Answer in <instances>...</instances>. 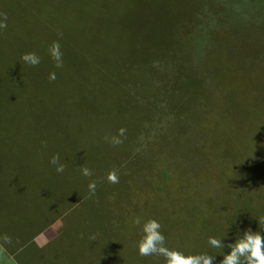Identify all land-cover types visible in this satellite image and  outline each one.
<instances>
[{"label": "rangeland", "instance_id": "rangeland-1", "mask_svg": "<svg viewBox=\"0 0 264 264\" xmlns=\"http://www.w3.org/2000/svg\"><path fill=\"white\" fill-rule=\"evenodd\" d=\"M222 2L225 17L231 19L255 13L254 22L263 18L261 24L217 22L208 9L205 24L200 22L191 27L186 22L176 23L173 12L166 10L163 3H160L157 19L151 23L147 22L143 10L134 8L128 17L133 20L126 42L100 50V59L108 67L105 85L92 87L93 92L88 94L89 89L84 88L83 103L82 88L58 87L61 96H71L85 111L89 110V117L84 118L85 112H80L79 105L70 100L61 106L65 116L54 127H48L47 133L42 130L46 116L31 111L30 99L10 100L16 97L15 89L11 87L10 96H4L6 82L9 79L12 83V80L8 74L3 76L0 72V191L17 190L14 204L17 216L6 223L15 234V241L25 234L17 223L24 222L26 226L39 210L34 209L30 216V205L34 208L32 203L49 197L32 195L30 181L38 190L47 184L48 188L52 185L58 189V194H62L72 185L70 177L78 176L83 167L93 166L95 177L105 180L109 172H114L118 182L112 185L119 186L135 174L137 164L145 169L160 163L162 169L160 158L169 152L173 153V160H165L163 169L174 172V176L162 181L164 184L142 177L125 196L119 192L118 196L103 195L84 200L87 208L77 202L75 216L79 220L77 231L80 233L77 243L72 244L70 240L68 246L72 248L61 252L60 256L66 261L55 262V253V259L49 257L46 264H111L116 227L123 224L126 233L123 264H154L153 261L144 262V256L131 247L128 239L134 228L131 219L148 215L153 206L162 205L160 200L163 198L188 200L178 192L193 186L197 177L203 175L218 183V173L224 175L227 171L226 177L238 179L237 182L228 181L232 187H253L257 182L264 186V169L258 174L254 169L241 166V154L252 151L251 141L264 136V0ZM208 6L214 13H219L216 5ZM178 11L184 14L183 10ZM149 56H157L152 59L156 61L149 60ZM96 80V76H92L87 86H94ZM80 83L83 84L82 78ZM185 92L195 101L194 107L192 100L185 99ZM24 95L34 97L30 89ZM210 108L214 121L221 124L217 128H212L213 125L209 126L205 120L201 124L197 122L198 117ZM102 111L107 115L102 116ZM166 111L172 114L162 117ZM149 116L150 121L146 119ZM63 124H69L67 136ZM160 125L164 130L156 133ZM120 128L127 130L125 137H121L123 143L118 146L107 143L104 137L117 135ZM30 137L37 142H46L47 148L37 146L40 150L36 151L35 147L30 150ZM156 137L153 149L148 142ZM247 145L250 149L246 151ZM260 147L264 168V147ZM44 150L45 156L37 154ZM55 154L65 165L63 173H58L49 163ZM218 160L220 166L215 163ZM162 170L159 171L162 178L169 177ZM51 172L58 176L57 184H51ZM0 197L10 204L14 198L2 194ZM158 214L171 220L177 217L167 212L158 211ZM3 218L6 217L0 219ZM62 228V217H57L48 230L58 232ZM74 230L75 226L68 229V237H72ZM93 236L94 240L91 239ZM20 256L21 253L17 258ZM39 257V253L32 251L30 264H45ZM0 264L16 263L0 249Z\"/></svg>", "mask_w": 264, "mask_h": 264}, {"label": "trees", "instance_id": "trees-1", "mask_svg": "<svg viewBox=\"0 0 264 264\" xmlns=\"http://www.w3.org/2000/svg\"><path fill=\"white\" fill-rule=\"evenodd\" d=\"M211 2L216 5V9H219V13H214L209 6L207 7V5L213 7ZM160 3H163L162 6L165 8L167 7L166 10L173 12L176 23L186 22L191 27H195L200 22L205 24L204 17L207 16L208 9L215 16L217 22L261 24L263 19L260 18V21L254 22L255 16L253 15L255 13L229 19L225 17V6L222 0H0V13L7 14V28L0 29V72L3 76L8 74L12 80V83L9 79L6 82L4 96H10L11 87L15 89L16 97L10 100L15 101L18 99L21 102L30 99L31 111L45 114V125L42 130L47 133L48 127H54L58 120H62L65 116L61 112L62 104L69 103L70 100L75 101L71 99V96L70 98L61 96L58 93V87L82 88V96H80L82 103L86 94L93 92L92 87H103L108 80V67L107 63L100 59V50L126 42L128 33L132 31L131 22L133 20V18L130 20L128 17H130L134 8H136L135 10H143L147 22L152 23L158 17ZM178 9L183 10L184 14L181 15ZM58 34H62V37ZM57 40L63 53L64 66L61 69L55 68L54 62L48 54L49 45ZM25 52L36 53L40 57L39 65L30 66L20 61L21 55ZM149 57V60H152L157 56L154 58ZM51 72L56 73V79L50 82L48 76ZM92 76H96L97 80L92 81L94 86L88 87L87 82H90ZM80 78L83 79V84L80 83ZM43 88L46 90L45 92ZM84 88L89 89L86 94H84ZM28 89H30V93L34 94V97L24 95ZM185 99L192 100L193 107L195 106V101L189 97L187 92H185ZM75 102L79 105L80 112H85L83 117L88 118L87 111L89 110L85 111L79 102ZM104 111L100 113L102 116L107 115L104 114ZM167 114L171 115L172 113L167 112L162 114V117H166ZM212 114L213 110L210 108L198 117L197 122L201 124L205 120L209 123V126L213 125L212 128L221 126L220 123L214 121ZM149 118L151 116L146 119L149 120ZM164 120L165 125L166 119L164 118ZM62 127L66 129L65 136H67L69 124L67 126L63 124ZM163 130L164 128L160 125L156 133L160 131L162 133ZM253 139L254 137H252ZM31 143H34V145H31ZM148 143H151L154 149L157 137ZM251 144L253 150L248 154H241V166L244 169H254L260 174L264 169L261 164L262 149L260 147V145L264 147V136L259 138L258 141L257 139L251 141ZM37 146L45 149L42 142H37L30 137V150L34 147L36 151L40 150ZM249 149L250 147L247 145L246 151ZM257 149L259 151H256ZM44 152L46 150L39 151L37 154L45 156L46 153ZM165 160H173V153L166 152L160 158L163 164L162 169ZM215 163L220 166L219 160ZM136 167L138 169L134 170L135 174L124 184L114 186L112 185L114 183L108 182L102 186L108 180L96 178V169L90 166L89 169L92 175L86 177L80 172L78 176H71L72 185L64 190L62 194H58V189L52 185L48 188L47 184L44 188L38 190L35 188V183L30 181L32 195L42 197L39 195L45 194L49 197L34 203L30 201L35 206L31 208L30 205V216L34 209L39 208V210L35 215H32L33 219L31 217L26 226L24 222L17 223V227L25 231V234L21 236L22 239L17 241H15V234L6 227L9 218L13 219L17 216L18 210L14 207L17 202V190L1 189L0 194L3 197L12 195L14 198L10 204L6 198L0 197V218L2 216L6 217L0 219V246L11 250L26 245L30 240V256L32 251L33 254L37 252L40 255L39 259L46 264L49 257L55 259L54 255L56 253L55 262L59 263V260H61V263H63L66 260L60 256L61 252L66 248H72L68 246L70 240L74 244L77 243V237H80V233L77 231L79 220L75 216L77 202H79V205L82 203V206L87 208L84 200L103 195L107 197L118 196L119 192L125 196L142 177L148 181H160L164 184L162 181L169 180L172 174L174 176V172L163 169L166 171L165 174H169V177L162 178V173H159L162 170L160 169V163L152 164L150 168L145 167L146 170L139 168L138 164ZM226 174L227 171L224 175L218 173L220 177L217 179L218 183L207 175L197 177L193 186L178 192L187 196L188 200L163 198L160 200L162 205L157 204L151 208L152 211L150 210L148 215L138 217L142 222L147 219H156L161 224L160 230L166 238V246L170 249L180 250L186 255L211 254L214 255L213 264H220L224 254L231 250L227 245L234 243L248 229L253 232L258 231L264 235V225L260 226L258 219L264 218V186L259 185V182H257L256 186L253 187H232L233 184L228 181L233 178L226 177ZM251 179L250 177L249 180ZM257 179H260V177ZM233 180L237 182L238 179ZM58 181L59 178L56 173L51 172V184H57ZM90 181L96 182L94 195L89 193L88 184ZM191 190H193L192 193ZM67 206L70 207L68 212ZM86 208L83 209L86 210ZM158 211L172 213L177 217L175 220L168 217L162 218L159 216ZM82 213L85 212L82 211ZM57 217H62L63 228L58 232H52L45 245L39 247L33 243L32 239L40 232L48 229ZM117 223H120V221ZM71 226H75V230L72 237H68V229ZM116 228L118 231L115 232L113 241L115 250H112L111 253L113 255L111 264H123L124 253L126 252L124 246L126 238L125 225ZM131 233L128 236L129 242L132 245L131 247H135L138 251L135 244L140 239V228L134 226ZM4 234L11 238L10 243L2 239ZM209 237L222 239L225 247H211L208 243ZM82 247L87 255V248L85 245ZM149 261H153L154 264H165L164 258L156 255L144 256V262Z\"/></svg>", "mask_w": 264, "mask_h": 264}, {"label": "clouds", "instance_id": "clouds-1", "mask_svg": "<svg viewBox=\"0 0 264 264\" xmlns=\"http://www.w3.org/2000/svg\"><path fill=\"white\" fill-rule=\"evenodd\" d=\"M7 28V14L0 13V29ZM62 37V34H58ZM48 54L54 62L57 69L63 68V53L60 49L59 41H53L48 47ZM20 61L30 66H37L40 63V57L34 52H25L21 55ZM49 81L56 79V73L51 72L48 76ZM125 128H120L117 135L105 136L104 139L112 146H118L123 143L121 137H125ZM46 147V142H42ZM49 163L54 165L58 173H63L65 165L60 163L58 154L53 155ZM82 175L88 177L92 175L89 168H81ZM107 180L110 183H117L118 177L114 172H109ZM90 195H94L96 191V182L90 181L88 184ZM259 225H264V218H258ZM132 224L140 228V239L137 242L138 253L140 256H161L165 260V264H213L214 255L201 254H185L177 249H170L166 246L165 236L161 232V224L156 219H147L141 221L140 217H134ZM2 239L10 243L11 238L4 234ZM95 239V237H91ZM208 243L213 248H224L225 244L222 239L209 237ZM230 252L224 254L220 264H264V235L260 232H253L251 229L245 231L243 236L239 237L234 243L227 245Z\"/></svg>", "mask_w": 264, "mask_h": 264}, {"label": "crops", "instance_id": "crops-1", "mask_svg": "<svg viewBox=\"0 0 264 264\" xmlns=\"http://www.w3.org/2000/svg\"><path fill=\"white\" fill-rule=\"evenodd\" d=\"M53 225V224H52ZM51 225V226H52ZM48 227L49 228H51ZM44 230L37 234L33 239V243H35L37 246H43L48 242V238L52 235L51 233L53 232L51 230ZM45 233V234H44ZM43 236V237H42ZM42 237L40 240L39 238ZM0 249L9 257V259L16 264H30V240H28L26 245H21L16 248H13L11 250H7L6 248L0 246ZM21 253L20 258H17V255Z\"/></svg>", "mask_w": 264, "mask_h": 264}]
</instances>
